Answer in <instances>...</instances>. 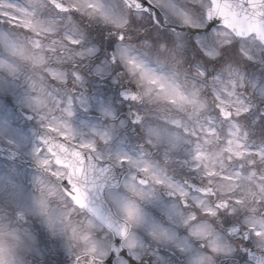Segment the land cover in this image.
I'll use <instances>...</instances> for the list:
<instances>
[{"label": "clouds", "instance_id": "obj_1", "mask_svg": "<svg viewBox=\"0 0 264 264\" xmlns=\"http://www.w3.org/2000/svg\"><path fill=\"white\" fill-rule=\"evenodd\" d=\"M109 2L114 5L119 22L85 17L82 28L87 41L82 43L94 46L97 51L92 57H75V66L84 79L83 87L77 89L92 99L87 118L104 128L115 129L111 144L97 140L96 147L106 151L123 141L125 150L140 151L160 176L182 180L188 175L178 163L184 153L163 138L151 135L150 130L168 128L171 120L183 116L176 104L161 103L148 93L149 86L139 72L131 71L119 49H127L158 75L170 77L185 95L199 93L198 100L212 112V85L218 74L225 79L264 81V67L249 65L231 52L233 45L239 43L235 38H231L232 44L219 45L215 62H209L194 41L199 33L191 25L177 28L185 34L178 41L168 25L150 21L129 0ZM160 15L163 17L164 13ZM169 24L178 22L170 17ZM74 51L82 52L83 48ZM53 66L66 73L72 70V65H58L54 57L46 56L44 64L20 61V71L15 77L7 73H0V77L23 84L26 78H31L62 94L68 85L50 77L48 69ZM98 67L102 69L99 73ZM241 89L253 95L252 88ZM122 90L133 92L135 101L123 98ZM9 99L0 94V100L4 101L0 117L9 118L12 127L29 135V128L35 127L37 121H25L21 109L6 103ZM100 105L110 108L114 119L106 117ZM130 112L139 113L141 119L132 122ZM104 166L110 168V177L98 184L82 207L72 199L66 178L36 164L30 144L16 148L8 144L6 137H0V264H92L100 251H107L124 237L135 238L147 250L159 249L169 264H189L188 254L177 246L176 240L169 239L170 233L187 240L207 257L208 264H254L253 256L264 257V191L259 185L247 190V199L218 188L209 201L215 213L211 214L199 204L186 206L182 199L170 196L163 181L154 180L151 172L115 160ZM220 199L226 207L217 210L215 202ZM124 204L135 205L141 219L129 218ZM173 208L179 215L169 214ZM186 216L208 225L213 237H219L228 252L214 251L208 237L194 236L183 223L181 217ZM153 226L159 231L154 232ZM234 227L238 233L232 232Z\"/></svg>", "mask_w": 264, "mask_h": 264}, {"label": "snow or ice", "instance_id": "obj_2", "mask_svg": "<svg viewBox=\"0 0 264 264\" xmlns=\"http://www.w3.org/2000/svg\"><path fill=\"white\" fill-rule=\"evenodd\" d=\"M129 2L136 11L146 13L150 21L168 25L178 41H182L185 34L177 28L191 25L199 33L194 36V41L209 62H215L219 45L232 44L231 38H235L238 46L233 45L230 51L249 65L264 67V0ZM157 8L159 12L155 10ZM85 17L119 22L115 7L109 0L0 2V24L10 30L8 33L0 32V46L5 53L0 57V73L15 77L20 71V61L41 65L45 63L46 56L54 57L58 65H72L70 73L56 66L48 69L54 81L68 85L62 94L55 89H47L39 81L26 78L24 88L27 91L18 98L20 114L25 121H37L35 131L26 135L22 129L12 127L8 123L9 118H3L0 119V137H6L8 144L16 148L30 144L36 164L44 171L66 178L72 199L82 207L98 184L110 177V168L104 165L113 160L153 173V179L157 182L162 180L170 196L182 199L186 206L199 204L211 214L215 213L209 207V201L218 188L222 190L221 180L227 182L230 193L245 199L249 195L246 185L254 181L258 180L264 191V81L253 79L245 82L241 77L225 79L217 75L212 85L214 114L203 120L196 118L191 126L183 124L188 129L187 144L178 163L188 170V175L182 180L160 176L140 151L125 150L123 141L115 149L98 150L96 141L111 144L115 129L104 128L87 118L92 99L77 89V86L83 87L84 79L81 70L75 66V57H92L97 51L94 46H85L87 37L82 28ZM170 17L175 18L178 24H169ZM249 39L256 41L254 48L248 46ZM75 48H83V51L75 52ZM119 55L130 63L131 71L139 72L142 81L149 86L148 93L153 94L155 100L201 106L196 92L185 95L170 77L158 75L138 57L130 55L127 49H119ZM96 71L99 73L102 69L98 67ZM197 71L199 73V66ZM241 88H252L253 95H245L239 91ZM121 96L133 101L136 99L129 90H122ZM6 103L11 105L12 100ZM100 109L106 117L114 119L110 108L100 105ZM129 115L132 122L141 119L139 113L130 112ZM241 119L246 125H241ZM175 123L182 124L181 121ZM123 126L121 123L120 127ZM150 134L158 138L163 135L158 129H151ZM169 143L175 146L177 141L169 137ZM213 146L216 152L212 151ZM234 149L246 152L247 157L236 162ZM212 160L217 164H212ZM215 207L217 210L225 208V201L217 200ZM123 210L129 218L141 219L135 205L124 204ZM169 214L179 215L175 208L170 209ZM181 218L194 236L208 237L214 251L228 252L223 241L213 237L208 225L197 223L192 216ZM153 231L159 229L153 226ZM238 231L235 227L232 229L233 233ZM244 235L247 236L246 233ZM169 239L176 240L177 246L188 254L189 264H208L207 257L192 248L187 240L178 239L174 233L169 234ZM252 259L254 264H264V257L253 256ZM105 261L107 264H169L159 249L147 250L142 242L132 237H124L107 251H100L92 264H105Z\"/></svg>", "mask_w": 264, "mask_h": 264}, {"label": "flooded vegetation", "instance_id": "obj_3", "mask_svg": "<svg viewBox=\"0 0 264 264\" xmlns=\"http://www.w3.org/2000/svg\"><path fill=\"white\" fill-rule=\"evenodd\" d=\"M11 1L13 4H17V3H23L24 0H8ZM0 28H4L8 31H10L6 26H4L3 24H0ZM24 88V84L22 82H15V83H11L9 85L6 84H0V91H9L11 92V94H9L8 96H10L12 103L18 104L19 100H14L15 97L18 98L15 95V92H18V89ZM239 91H242V89H239ZM197 97L199 96V93H196ZM247 95V94H245ZM165 101H161V103H164ZM198 105L201 106H196L194 107L193 104L191 103H185V104H177V108L180 110V113L182 114L183 118H177L174 120H171L168 128H165L162 131L163 135L160 138H163L166 142L169 143V137L174 138L177 143L175 144V147H179L180 150L185 154V147L187 144V141L185 140V137L187 136V132L188 129L183 127V124H188L189 126H191L192 122L196 119V118H200L201 120L205 119L207 116L209 115H213L214 113L209 110L207 108V105L203 102L198 100ZM184 113H187L186 115H183ZM175 121H181L182 124L181 125H177L175 123ZM241 125L244 126L246 125V122L241 119L240 121ZM32 130L30 131V134L33 133L35 131V128H31ZM159 130V129H158ZM192 139H195V137H192ZM257 142H259L260 137L259 135H257L256 137ZM213 152H216L217 149L213 146L212 148ZM247 153L246 152H237L235 149L233 150V156L236 157V162H241L243 161L246 157H247ZM212 164H217L216 160H212L211 161ZM184 172H188L187 169L183 170ZM226 181L221 180L220 181V187L222 190L224 191H229V189L226 187ZM248 190V189H247Z\"/></svg>", "mask_w": 264, "mask_h": 264}, {"label": "rangeland", "instance_id": "obj_4", "mask_svg": "<svg viewBox=\"0 0 264 264\" xmlns=\"http://www.w3.org/2000/svg\"><path fill=\"white\" fill-rule=\"evenodd\" d=\"M0 2H3V0H0ZM8 2L12 3L11 1H8ZM197 2L199 3L200 0H197ZM0 32L8 33L9 31L6 30V29H4V28H0ZM255 44H256V41H253V40H251V39L248 40V46H249V47L254 48V47H255ZM4 54H5V53H4V48H3V46H0V57H2ZM0 84H6V85H9L10 82H9L8 80L4 79L3 77H0ZM23 89H24V88L18 89L19 91H18V92H15V95H16L18 98H19V95L23 92ZM0 94H6V95L8 96L9 94H11V92H9V91H0ZM9 97H10V96H9ZM18 98L15 97L14 100H17ZM18 100H19V99H18ZM3 103H4V101L0 100V105H3ZM8 114H9V115L11 114V108L8 109ZM3 118H4V117H0V119H3ZM8 123L11 124V121H8ZM31 130H32V129L29 128V130H28V131H29V134H30V131H31ZM33 142H34V139H33ZM26 144H27V143H26ZM233 158H234V160H236V157H235V156H233ZM216 162H217V161H216ZM225 163H227V161H225ZM258 182H259L258 180H257V181H254V182H252L251 184L246 185V188H247V189L254 188L256 185H258Z\"/></svg>", "mask_w": 264, "mask_h": 264}, {"label": "water", "instance_id": "obj_5", "mask_svg": "<svg viewBox=\"0 0 264 264\" xmlns=\"http://www.w3.org/2000/svg\"><path fill=\"white\" fill-rule=\"evenodd\" d=\"M18 109H21V108H19V107H17Z\"/></svg>", "mask_w": 264, "mask_h": 264}]
</instances>
